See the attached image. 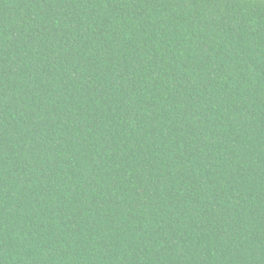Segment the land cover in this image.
Wrapping results in <instances>:
<instances>
[{"label": "trees", "instance_id": "16d2710c", "mask_svg": "<svg viewBox=\"0 0 264 264\" xmlns=\"http://www.w3.org/2000/svg\"><path fill=\"white\" fill-rule=\"evenodd\" d=\"M0 264H264V0H0Z\"/></svg>", "mask_w": 264, "mask_h": 264}]
</instances>
